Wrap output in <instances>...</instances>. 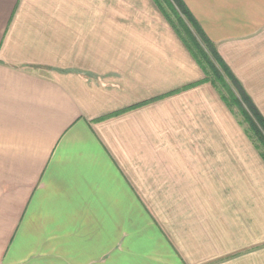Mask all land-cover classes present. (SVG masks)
<instances>
[{
    "label": "crops",
    "instance_id": "obj_1",
    "mask_svg": "<svg viewBox=\"0 0 264 264\" xmlns=\"http://www.w3.org/2000/svg\"><path fill=\"white\" fill-rule=\"evenodd\" d=\"M185 2L264 114V0ZM159 3L0 0V264H264V158L198 144L231 110Z\"/></svg>",
    "mask_w": 264,
    "mask_h": 264
},
{
    "label": "rangeland",
    "instance_id": "obj_2",
    "mask_svg": "<svg viewBox=\"0 0 264 264\" xmlns=\"http://www.w3.org/2000/svg\"><path fill=\"white\" fill-rule=\"evenodd\" d=\"M130 32L132 29L129 28ZM87 40H95L96 38L91 37L90 33H85ZM110 45L109 43L104 42H84L81 44H77L79 46V53L86 52L90 49H101L106 48V46ZM114 47L119 46L116 44H112ZM123 45V44H120ZM132 45L131 43L128 44ZM218 48V47H217ZM219 51V50H218ZM78 52V51H77ZM220 52V51H219ZM221 54V53H220ZM222 56V60L226 66H221L218 62L219 60L216 57L211 58L213 60V64L217 67L220 73V77L213 72V70L208 67L206 64L204 77L207 78V81L215 85L220 89V93L225 96V102L228 106H230V113L226 111V118L224 122V129L220 131L219 126L210 124V127L213 126L212 131L210 130V138L207 140H199L198 144L200 146H207L210 149L222 150L226 152V154L222 156L213 155L218 162H228V163H240V167L242 169L247 170L248 165L245 162L250 161V158L253 156L250 154L251 147H257L259 149L264 150V142L262 137L264 136V130L262 126L259 124L258 120L252 115L247 103L239 94L238 84L240 85L242 90H246L243 82L240 80V77L234 71L232 66V62ZM211 57V56H210ZM104 59H101L103 61ZM204 72V71H203ZM238 82V84L236 83ZM247 91V90H246ZM211 107V106H210ZM241 108L245 109L246 114L243 113ZM249 114V116H248ZM253 122L258 126H253ZM188 140H186L187 143ZM198 140H191L193 147L198 145L196 143ZM232 151H235L236 154H233ZM252 162V161H251ZM260 166L257 164L253 167V169L249 170V174H256L259 172Z\"/></svg>",
    "mask_w": 264,
    "mask_h": 264
},
{
    "label": "trees",
    "instance_id": "obj_3",
    "mask_svg": "<svg viewBox=\"0 0 264 264\" xmlns=\"http://www.w3.org/2000/svg\"><path fill=\"white\" fill-rule=\"evenodd\" d=\"M161 6L164 14L166 15L167 19L169 20L170 24L175 29L176 33L182 39L183 43L196 59L198 64L202 67L205 75V64L210 67L215 74L220 77L219 70L213 64V60L211 58L216 57L219 60V64L221 66H226L222 60V56L218 51L216 43L207 35L204 28L195 17L191 9L188 7L185 0H155ZM211 56V57H210ZM221 62L220 61V59ZM203 81H207V78H203ZM238 84V82H236ZM195 85L194 83L190 86ZM219 89V88H218ZM239 94L247 103L252 115L258 120L259 124L262 126L264 130V114L261 112L259 107L255 104L250 94L244 89L242 90L240 85L238 84ZM220 92V89H219ZM221 97L225 100V96L220 93ZM148 101L144 102L147 103ZM142 103V104H144ZM133 108V107H131ZM230 108V106H229ZM245 115V109L241 108ZM249 116V114H248ZM253 126H257L253 122ZM258 127V126H257ZM264 142V136L262 137ZM259 149V148H258ZM262 157L264 158V150L259 149Z\"/></svg>",
    "mask_w": 264,
    "mask_h": 264
}]
</instances>
